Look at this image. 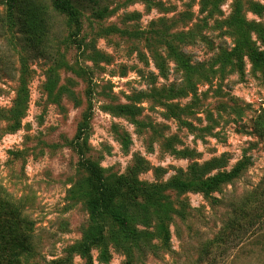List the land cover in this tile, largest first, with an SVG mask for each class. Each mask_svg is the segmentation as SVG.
<instances>
[{
	"label": "rangeland",
	"instance_id": "obj_1",
	"mask_svg": "<svg viewBox=\"0 0 264 264\" xmlns=\"http://www.w3.org/2000/svg\"><path fill=\"white\" fill-rule=\"evenodd\" d=\"M40 1L51 18L41 52L0 23V200L28 223L18 264H83L73 251L89 226L76 144L105 176L129 174L171 209L164 249L147 195L129 207L130 228L151 235L153 248L141 252L102 217L108 261L93 249L91 264H264V215L254 218L264 206V78L246 57L242 73L214 63L233 46L223 24L233 0H220L211 17L201 0L75 4L76 38L66 18ZM240 5V16L258 30L251 42L264 54V0ZM188 32L184 43L175 38ZM168 41L200 66L192 86ZM242 159L247 167L215 190L174 185L229 172Z\"/></svg>",
	"mask_w": 264,
	"mask_h": 264
},
{
	"label": "trees",
	"instance_id": "obj_2",
	"mask_svg": "<svg viewBox=\"0 0 264 264\" xmlns=\"http://www.w3.org/2000/svg\"><path fill=\"white\" fill-rule=\"evenodd\" d=\"M48 1L54 12L66 18L68 26L74 31L72 37L76 38L81 30V14L75 4L80 7H93L100 0ZM143 1L148 6L152 4L151 0ZM219 2L220 0H201L202 12H205L206 8L210 6L211 8L207 15L213 16L217 11ZM0 4L4 7V17L0 18V23H3L9 31L16 29L23 35L24 40L30 47L41 52L44 49L43 41L47 36V24L51 21L48 7L41 3L40 0H0ZM240 4L241 0H233V11L223 22L234 37L233 46L229 51H223L216 56L214 63L219 64L221 68L229 66L242 73L243 59L246 57L252 68L264 78V54L255 48L250 38V33L258 32V30L247 24L240 16ZM190 35V32L179 33L175 35V38L177 41L184 43V39L189 38ZM167 50L175 60L178 71L182 72L187 86H192V76L200 70V66L192 65L190 59L179 52L170 41H168ZM158 69L161 70L162 65H158ZM204 78L207 79L206 77ZM259 125L264 129V109L259 117ZM84 126L87 125L84 124ZM85 128L87 127H81L80 130ZM261 130L260 134L262 135ZM81 146L76 144L73 149L78 148V167L86 175L83 184L85 186L89 226L82 238V242L73 251L80 256L83 264H91V250L93 249L98 251L99 261L104 263L108 261L107 246L104 242L105 233L100 223L102 217H108L113 225L120 230L123 235L122 242L131 245L132 251L139 250L141 252L153 248V245L150 244L151 235L149 233L130 228L128 225L130 220L129 207L138 205L137 202H142V198L145 195H147L146 198L154 206L155 220L152 224H155L161 247L166 249L169 235L164 222L168 219V214L171 211L170 205L165 201L162 202L154 195H148L142 184L129 174L118 177L105 176L102 168L84 157ZM247 165L246 159H242L229 172H220L203 179L200 176H195L188 181L175 180L174 185L178 191L197 190L209 192L237 177ZM192 171L195 172L196 168L192 167ZM259 209V212L256 210L254 215L255 218L258 213L256 219L258 222L264 215V206L259 207ZM25 221L26 219L22 216L17 206L9 201L0 200V264L19 263V257L25 251L23 244H26L28 240L27 229L26 227L25 229L23 228V224L27 223ZM152 224L149 223L145 228H149ZM25 226L27 225L25 224ZM55 264L70 263L63 260ZM126 264H132V260L130 259Z\"/></svg>",
	"mask_w": 264,
	"mask_h": 264
}]
</instances>
